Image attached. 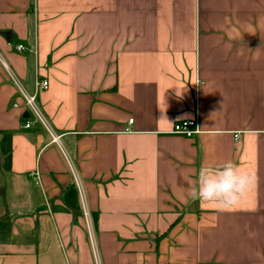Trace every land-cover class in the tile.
<instances>
[{
	"label": "crops",
	"instance_id": "obj_1",
	"mask_svg": "<svg viewBox=\"0 0 264 264\" xmlns=\"http://www.w3.org/2000/svg\"><path fill=\"white\" fill-rule=\"evenodd\" d=\"M11 74L62 136L101 264H264V0H0V264H94L62 148L24 127ZM186 120L200 134H174ZM226 161L252 190L194 199Z\"/></svg>",
	"mask_w": 264,
	"mask_h": 264
},
{
	"label": "built area",
	"instance_id": "obj_2",
	"mask_svg": "<svg viewBox=\"0 0 264 264\" xmlns=\"http://www.w3.org/2000/svg\"><path fill=\"white\" fill-rule=\"evenodd\" d=\"M16 49L18 52H25L26 48L23 45L16 46ZM11 77L16 84L18 90L21 93L22 99H23V107L26 109V111L29 113V118L25 120L24 127L26 129L32 128L35 124H39L42 126L52 137V140L54 143L58 144L61 147V135L56 134V132L53 130L50 122L46 118L45 114L41 110L38 102L37 97L35 94L29 93L26 88L15 78L12 74ZM49 87L48 81H37L36 88L41 91L47 90ZM20 105L15 104L16 108H19ZM130 124L133 123V120H130ZM200 128L197 120H186L180 123H177L174 125L173 133L185 136L187 138H193L194 136L200 134ZM236 140L238 139V136H235ZM62 148V147H61ZM62 152L64 154V157L67 161V164L70 168L71 174L73 176V179L75 181L76 187L78 189V194L80 198V202L82 205V212L83 216L86 222V228L89 236V240L91 243V248L94 256V264H101L99 253H98V247L96 244L95 234L93 231L92 223H91V216H90V210L88 208V201L86 197V193L84 190V186L82 183V180L80 178L79 172L72 160V158L69 156V154L62 148Z\"/></svg>",
	"mask_w": 264,
	"mask_h": 264
},
{
	"label": "clouds",
	"instance_id": "obj_3",
	"mask_svg": "<svg viewBox=\"0 0 264 264\" xmlns=\"http://www.w3.org/2000/svg\"><path fill=\"white\" fill-rule=\"evenodd\" d=\"M256 182L254 174L242 172L232 161L218 167L202 165L191 194L201 202L216 203L222 210H230L241 202Z\"/></svg>",
	"mask_w": 264,
	"mask_h": 264
},
{
	"label": "trees",
	"instance_id": "obj_4",
	"mask_svg": "<svg viewBox=\"0 0 264 264\" xmlns=\"http://www.w3.org/2000/svg\"><path fill=\"white\" fill-rule=\"evenodd\" d=\"M11 231V223L8 218H0V236L9 234Z\"/></svg>",
	"mask_w": 264,
	"mask_h": 264
},
{
	"label": "water",
	"instance_id": "obj_5",
	"mask_svg": "<svg viewBox=\"0 0 264 264\" xmlns=\"http://www.w3.org/2000/svg\"><path fill=\"white\" fill-rule=\"evenodd\" d=\"M12 35H13L12 32H6V33H3V36H4L9 42H11ZM25 116H26V117H29V113H26Z\"/></svg>",
	"mask_w": 264,
	"mask_h": 264
}]
</instances>
